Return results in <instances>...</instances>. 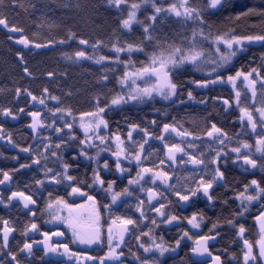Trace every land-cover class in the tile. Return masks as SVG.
I'll return each instance as SVG.
<instances>
[{
  "label": "snow or ice",
  "instance_id": "6c2138e0",
  "mask_svg": "<svg viewBox=\"0 0 264 264\" xmlns=\"http://www.w3.org/2000/svg\"><path fill=\"white\" fill-rule=\"evenodd\" d=\"M227 0H208V8L218 10L224 8ZM110 6L117 10H124L127 12L126 17L120 18L118 23L122 30H126L130 33L133 29L134 24H140L138 20V13L142 7L150 6L152 14L147 17L148 23L143 27V40L139 41H127L121 43L119 40L112 44V51L115 53L114 59L108 56H100L96 59V63H102L105 61L113 60L116 64H123L125 71L119 78V85L123 94L115 95L111 98L110 104L104 107L100 106V100L97 98L96 107L94 111L83 112L80 114L79 128L83 131V139H78L72 132L73 125L76 122V118L72 114L70 108L57 106L54 109H48L53 119L50 124H45L41 119V112L32 111L27 113L32 118V122L28 125L33 132L45 128H51L56 133H63L65 129L68 132L65 136L58 137V143L50 142L49 138H44L41 149H33L31 146L21 148L20 151L25 153L33 154L30 158L32 164L22 163L20 169L31 168L32 165H40L41 160L47 161L49 156L55 157L56 162L60 165L58 170L49 168L47 164H44L45 177L50 180L53 184L68 183L71 187L72 196H79L85 199L86 203L76 204L68 203L63 197H58L55 200H49L46 203V209L51 218V222H59L65 224L71 231L72 242L91 247L93 245H104L107 246V251L104 255L93 256L87 254L86 251H72L67 243H51L52 236H63L64 233L60 231L56 232H43L41 235L44 237L42 241L33 240L31 243L24 242L23 246L19 249L20 252L26 253L27 256L33 255V245L42 244L43 252L45 257H50L45 264H63V262L56 259L57 257L66 256L68 259L73 260L74 264H124L125 255L123 246L125 245V236L130 231V226L137 227L138 223L136 219L128 217L126 215H115L111 217V223L107 227L106 233L102 225L101 208L107 210L110 214L113 211V206H117L119 201L126 202L127 198L134 195V192L139 190L146 193L148 209L158 214L161 219V223L171 225L174 221H179L181 217L177 215H166L165 203L161 202L159 198L163 196V193L156 190V187L145 188L141 181L148 177L152 185H156L157 181H160L161 185L166 186L165 191H171L178 199L177 202L187 203L194 197L202 196L206 198L208 202H212L215 199L214 196V185H217V181H223L225 172L221 170L222 166H226L229 159V153L225 152L224 146L226 141L231 142V137L224 129L217 127L215 123L210 125V128L204 133L210 141L218 143L220 147L214 149L211 156L208 158V163L211 164V171H205L203 168L201 171L203 175H200L197 180L193 182L194 186L188 188L177 187L179 178L175 183H170L173 180V176L166 170L163 165L167 161L169 166L176 164L179 159L184 164H191L193 166H205L206 159L203 152L198 154H189L186 151L184 144L187 143L189 149L195 148L196 145L193 142H188L187 138L191 137L193 141L201 140V136L195 135L193 132L184 129L182 126L176 123H164L162 125V132L156 136L155 139L164 142L163 148L164 159H160L159 166L145 167L143 166L145 156V144H148L149 140L152 139V135L148 132L147 128H140L139 124L132 123L129 125V131L127 133V143L121 138L119 134L113 133L111 136L101 135L102 129L108 128V121L104 118L106 109H111L112 106H120L122 104H128L135 102L137 104L144 103L153 100L155 97H160L166 101H175L174 97L178 98L181 95V84L173 80V73L178 71L183 66L187 65L197 70H200L202 66L210 67V71L207 72L204 78L193 81L199 88H209L217 84L228 83L233 89L236 88V82L242 81L246 86V91L250 92L251 104L253 107L241 106V92L236 91L234 101L240 110V121L242 122L241 132L237 136L245 135L244 129L247 128L252 134H256L254 144H250L244 140H237V146L230 149L231 153L236 155L237 160L242 161V166H250L252 169L257 168L258 161L253 158V148L255 153H259L261 159L264 160V103L259 107H255L256 96H257V84L259 83L260 88L264 89V76H261L260 72L256 68H251L249 71L238 70L235 71L234 75H225L227 72H231L232 69L229 65L233 59L239 55H243L247 46L252 44H261L264 46V34H249V35H237L235 30H230L226 33L217 32L215 35L212 34L211 30L205 33L204 28H211L207 25L204 14L201 9L190 3V0H179V3H170L166 8L158 6L155 0H140L139 3L132 2L129 0H108ZM33 7L35 5H32ZM164 13L165 15L174 14L176 18H181L184 22L195 21L200 25L198 30H194L190 38H186L181 41L180 44L160 42L152 35L154 24L159 14ZM259 16L264 18V8L248 7L244 11H240L235 19L237 21L245 17ZM0 25L8 28L6 18H0ZM10 32L23 33V29L12 27L9 29ZM75 34L70 33L69 39ZM11 39V37H9ZM16 43L23 45L28 48L33 44L28 36L22 35ZM52 43V42H49ZM60 44L66 43L65 40L58 41ZM81 45H87L88 41L81 39L79 41ZM102 41H97L93 48L102 46ZM153 45L152 51L147 53L145 51L146 45ZM204 44L208 45L211 52L208 51ZM44 44H35V48L45 47ZM223 49V50H222ZM126 56V59H121V55ZM134 54H144L147 56V62H142L139 67H136V62L132 60ZM20 60H24L22 53H17ZM76 59L88 58L85 51H77L74 54ZM131 68V70H128ZM23 71L28 75H31L28 67H24ZM49 76L52 73L48 74ZM103 80H108V75L105 74L102 77ZM21 89H16V95L19 97ZM48 90L45 88L44 93ZM31 97L32 101H38L40 105L46 104L44 96L37 97L32 95L31 92L26 93ZM264 95V92L261 93ZM188 100H194L192 92H187ZM49 99L57 101L59 104V97L49 96ZM181 103L183 101L181 100ZM225 105H229V100H224ZM19 112L23 113L24 109H18ZM0 114L5 117H11L13 120L17 119V116L13 113L11 108L0 109ZM59 114V115H57ZM65 116L71 117L72 120L69 122L65 119ZM60 119L63 121V127H55L56 120ZM152 125H156V121H151ZM140 129L145 139L143 142L134 141L132 137L133 131ZM259 129V133L257 132ZM4 132L3 126L0 125V134ZM165 133H174L177 137L181 138L179 143H167L165 141ZM67 137V138H65ZM0 138H4L0 135ZM7 140L9 143H13L11 134H8ZM109 145H114L112 150L109 149ZM15 146V145H14ZM95 149L94 154H90L89 150ZM68 151L70 160H64L63 152ZM110 151V159L114 157L113 164L117 175L116 179H112L106 183L100 175L101 171H109L110 165L109 160L104 159L101 162V154ZM150 156L151 153H148ZM186 158V159H185ZM15 159H19L16 157ZM81 160L86 162L95 163L96 167L92 169V183L88 185L94 191L99 190L107 196H110V203L100 204L97 197L89 195L83 191L79 186H72L73 183H77L76 177L69 174V169L75 164L79 167ZM235 162V161H233ZM135 165L137 168L136 175L134 178L128 179V186L122 188L120 191L115 190L117 179L125 176V174H131L130 165ZM129 165V166H125ZM264 168V164L260 165ZM19 169H13L18 171ZM247 170V169H246ZM173 171H175L173 169ZM2 179H0V185L5 182H10L12 176L8 171H2ZM205 176L208 178L205 179ZM37 185L43 186L45 184L44 179L36 180ZM136 185L137 188H132ZM95 186V187H94ZM219 186H223L222 184ZM252 188L254 194H249L248 189ZM51 197V193H49ZM264 197V186L256 179H252L250 184L244 186V190L239 192L235 199L239 201V209L235 213L232 219H228L227 223L237 228V235L243 238L246 231L244 225L239 223L238 218L242 217L244 213L249 211V206L253 201L260 200ZM138 203L134 205L136 211L139 213L141 220H147L149 217L145 213L144 204L145 201L137 197ZM156 200L159 206L153 205L152 201ZM18 201L22 203L23 208L28 209V212L32 217L37 215V211L33 210V206L37 205V201L33 199V196L26 194L25 191H10V195L6 198L0 194V204H3L5 208L12 207V202ZM38 210V209H37ZM63 213V214H62ZM187 223L192 228H199L200 223L197 219V214L193 213L191 218H185ZM254 219L259 222L260 226V238L254 243L247 239H243L244 252H243V264H264V207L261 208L259 215L255 216ZM151 224L155 227H160L157 223V219H151ZM4 227L0 230L2 235V243H0V253L4 256H10L11 260L7 264H21V261L17 259V254L11 250L3 252L4 249L9 248V237L10 234L16 231L14 227H9L8 220H3ZM217 224H213L212 228L215 229ZM38 231V225L33 222L25 227L23 235L27 236L29 232ZM151 229L148 232H142L140 236H136L137 240H140L141 236H147L150 243H140L138 247L143 249L145 254H151L146 258H141L140 255L133 253L135 260L138 264H160V258L164 257L166 253L175 252L180 247L181 240L189 236L188 232H184L183 235L175 241L174 246L167 245L163 239L157 242L156 238L151 235ZM215 239L213 235H201L195 241V247L191 249L192 253L197 256H204L207 254L212 259V264H223L221 256L215 255L209 251L208 242ZM255 249V251H254ZM43 259V257H41ZM0 264H5V261L0 260Z\"/></svg>",
  "mask_w": 264,
  "mask_h": 264
},
{
  "label": "flooded vegetation",
  "instance_id": "af4514ba",
  "mask_svg": "<svg viewBox=\"0 0 264 264\" xmlns=\"http://www.w3.org/2000/svg\"><path fill=\"white\" fill-rule=\"evenodd\" d=\"M232 1L233 0H227L225 6ZM233 29H227L223 32L226 33ZM234 30L235 33L239 35V31L236 29ZM254 52L264 53V46L261 44H252L247 46L243 55L238 54V56L233 59L232 63L229 65L232 71L225 73V75H234L235 71L238 70L249 71L251 68H256L260 72L261 76H264V54L260 56V58L263 59L259 60L257 57L255 58ZM80 60H83L82 62L84 63H91L94 67L101 64L91 61L88 58H85V60L82 58ZM210 70V67L206 65L202 66L200 70L195 69L196 76L186 83L188 90L186 91V88L182 87L181 89H185V93H182L183 91H181V95L178 98L174 97L173 100L175 103H173V101H158L153 99L148 101V110H145L144 114L139 117L138 114L141 110L135 102L122 104L120 106H112L111 109H106L104 118L108 121L109 126L107 129L101 130V135L111 136L113 133H116L119 134L127 143V133L130 130L129 125L132 123L139 124L140 128H147L148 132L152 135L153 138L149 140L148 144H145V156L147 157L143 163V166L145 167H153L154 165L159 166L160 159L165 158V149L163 148L164 142L155 139L156 136L161 134L162 125L164 123H176L184 129L193 132L195 135L202 137L201 140L195 141H193L191 137L187 138V141L195 143L196 147L189 149L187 147V143L184 144V147L189 154L195 155L199 152H203L205 154L207 167L182 163L179 159V156L182 154H178L176 164L169 166L166 161L163 165L164 170L168 171L170 175L173 176V180L170 181V183H175L177 178H179L177 187L180 188L194 186L193 182L197 180L200 175H203V172L201 171L202 168L205 171H211L212 166L208 163V158L211 156L214 149L220 147L218 143L210 141V139L204 135L212 123H215L217 127L224 129V131L228 133L229 137L232 138L231 142L226 141V145L223 149L225 152L229 153V159L227 165L221 167V170L225 172V176L223 181H217V185H214L215 199L212 202H208L206 198L199 196L194 197L187 203H178V198L170 190L165 191L166 186L161 185L160 181H157L156 185H152L147 176L144 181H141L145 188L156 187L157 191L163 193V196L159 198V200L166 205L163 211H165L166 215H177L181 217L179 221H174L171 225L161 223V219L158 217V214L148 209L146 193L139 190L135 191L132 197L127 198L126 202H123L122 199V201L118 202L117 206H113L111 214L107 210L101 208L102 225L105 233L107 227L111 223L110 215L112 218H114L115 215H126L137 220L138 226L134 228L133 226H130V231L125 236V245L123 246L125 255L122 258L124 259V264H138L133 256V253L140 255L142 259L151 255L145 254L143 249L138 247L140 243H150L151 241L149 238L147 236H141L140 240L136 239V236H140L142 232H148L149 229L152 230L151 235L156 238L157 242H160V239L162 238L163 241L170 246H174L175 241L179 239L184 232L189 233L188 237L181 240L180 247L176 249L175 252L166 253L164 257L160 258V264H212V259L207 254L201 257L203 260L202 262L192 259L191 249L195 247V241L201 235L215 236L214 240L208 242L209 251L213 256H221L223 264H243V239H247L254 243L260 238V228L254 217L259 215L261 208L264 207V197L260 200L253 201L249 206V211L244 213L242 217L238 218L239 223H242L246 229L243 238L237 235L238 229L229 225L227 220H225L224 223H221L209 218V215L214 213L215 210H217V207L226 208L231 202L232 210L230 211L228 218L232 219L239 209V201H237L235 197L239 192L244 190V186L246 184H250L252 179H256L261 183V186H264V168L260 166L261 164H264V160L261 159L260 154L255 153V149L253 148V158L257 159L258 166L257 168L252 169L250 166H242V161L237 160L236 155L230 152L232 147L237 146L238 139L247 141L250 144H254L255 142L256 134H252L247 128L244 129L246 133L245 135L237 136V134L241 132L243 125L239 119V107L236 106L234 101L235 92H241V106L249 107L251 109L253 105L251 104L250 92L246 91L245 84L239 80L236 82L235 89H233L228 83L217 84L215 86H210L209 88L197 87L193 81L204 78ZM45 79L47 81L55 82L53 76H47ZM101 80L103 79L101 78L100 81ZM173 80L175 81L174 78ZM52 86L55 89H58L56 86ZM188 91L192 92L193 97H195L194 100H188ZM262 92H264V89H261L258 83L255 107H259L262 103H264V95L261 94ZM31 93L34 95L33 92ZM40 93L42 94L35 96H44L46 99L45 105H40L38 101H36V104L33 106L31 97L26 94L27 100L20 103L15 109L14 114L17 116V119L13 120L10 117H5V123L1 124L4 132L0 135L4 138H0V170L8 171L12 176V180L0 185V194L6 198L10 195V191H25L26 194L32 195L33 199L37 201V205L33 206V210L37 211V215L35 217H32L28 212V209L23 208L22 203L18 201H13L12 207L9 208H5L3 204H0V230L4 227L2 223L3 220H8V226L16 229V231L10 234L9 248L4 249L3 252L11 250L16 253L17 259L21 261V264H45L50 257L44 256L42 244L37 243L33 245L32 256H27L26 253L20 252L19 249L26 241L29 243L33 240L42 241L44 237L41 233L43 232L52 233L60 231L63 232L64 235L60 237L52 236L50 241L51 243H67L69 248L74 252L86 251L87 254L93 256L104 255L107 251L106 244L87 247L73 243L71 231L65 224H61L58 221L51 222V218L46 209V203L49 200H55L58 197H63V199L68 201L70 204L86 203L84 198L70 195L71 187L68 186L67 182L57 185L46 179L44 164L46 163L47 166L52 168L54 171L58 170L60 165L56 162V158L49 156L47 161L42 159L40 165H32L31 168L20 169V164L22 163L32 164V159L30 157L33 155L20 151L21 148L31 146L34 150L38 148L42 150V142L44 141V138H49L52 143H58V137L65 136V133L68 132V129H65L63 133H56L51 128H45L37 132H33L28 126L31 124L32 118L28 116L27 113L39 111L42 114L41 119L45 122V124H50L53 117L51 113H49L48 109H54L57 106L64 107L66 109L70 108L73 116L76 118L72 132L78 139H83V131L79 128L80 114L83 112L94 111L96 101H92L91 105L88 106L86 104H78L77 102L72 101L67 102V100H64L63 95L54 94L52 90H48L47 93H44L43 89ZM115 95H112V97ZM49 96L59 97V104H57V101L49 99ZM67 97H71V95L69 94ZM112 97L110 95L106 103L101 106L104 107L109 105ZM181 100L183 103H181ZM224 100H229V105H225L223 103ZM154 101L160 102L163 109L153 110ZM20 108L24 109L23 113L18 111ZM185 116H190V118ZM65 119L69 122L72 120L71 117L67 116H65ZM152 120L156 121V125L151 124ZM55 127H63V121L57 119ZM257 132L259 133V129H257ZM8 134H11L13 143L8 142ZM164 136L165 141L169 144L174 142L179 143L181 141V138L177 137L174 133H165ZM132 137L134 141L140 142H143L145 139L143 134L140 132V129L133 131ZM113 148L114 145H109L110 150ZM89 152L90 154H94L95 149H90ZM148 153H151V155L149 156ZM16 157H19V159H15ZM109 157L110 151L102 153L100 157L101 162H103L104 159L109 160L110 170L107 172L101 171L100 173L106 183L112 179H116L118 175L113 164L114 157L111 159ZM63 158L64 160H70L68 151L63 152ZM95 167V163L83 160H81L79 167L74 164L73 167L69 169V174L76 177L77 183H73L72 186H79L89 195L96 196L100 204L110 203V196L105 195L98 189L94 191L92 188L88 187V185L92 183V169ZM130 167V175L126 173L124 177L117 179L115 186L116 191H120L122 188L127 187L128 179L135 177L137 168L134 164L130 165ZM13 169L19 170L13 171ZM173 169L175 171H173ZM231 177L235 180L243 179V182L238 188H229L231 185L229 178ZM2 178V172H0V179ZM207 178L208 177L205 176V179ZM39 179L45 180V184L43 186L35 183V181ZM221 184L223 186H219ZM132 188H137V186L133 185ZM248 192L249 194H254L251 187L248 189ZM49 193H51V197L49 196ZM137 197L145 201L144 209L146 215L149 217L147 220H141L139 218V213L134 207V205L138 203ZM152 203L157 207L159 206L156 200H153ZM193 213L197 214V219L200 223V227L198 229L192 228V226L189 225L185 219L191 218ZM151 219H157V223L160 227L157 228L153 226L150 222ZM33 222L38 225V231L29 232L27 236H24L22 233L25 227ZM213 224H217L215 229L212 228ZM0 243H2V235H0ZM41 257H43V259H41ZM56 259L63 262V264H74L73 260L68 259L66 256L57 257ZM0 260L5 261V264H7V262L11 260V257H6L3 253H0Z\"/></svg>",
  "mask_w": 264,
  "mask_h": 264
},
{
  "label": "trees",
  "instance_id": "16d2710c",
  "mask_svg": "<svg viewBox=\"0 0 264 264\" xmlns=\"http://www.w3.org/2000/svg\"><path fill=\"white\" fill-rule=\"evenodd\" d=\"M132 2L139 3L140 0H129V3ZM155 2L158 6L166 8L170 3H179V0ZM190 3L202 10L207 25L211 26L210 29L204 28L205 33L211 30L215 35L217 32L224 33L223 31L234 28L239 31V35L264 34V18L250 16L239 21L235 19L240 11L248 7L264 8V0H233L223 9L216 11L208 8L207 0H190ZM151 14L150 6L142 7L138 13V20L141 23L134 24L132 31L128 33L122 30L118 23L120 18L126 17L127 12L110 6L108 0H0V18H6L9 27L23 29V35L28 36L34 45L49 42L53 45L52 49L39 52L29 49L26 52L0 30V109L11 108L14 113L17 106L27 100V92L41 95L40 92L45 88L52 90L54 94L63 95L67 102L90 106L92 101L99 98L100 106L105 104L110 95L112 97L122 93L118 81L123 70L117 68L113 60L94 67L91 63L76 59L75 52L85 51L88 57H92L89 60L95 62L100 56L113 58L109 55L108 49L117 40L121 43L143 40V27L148 23L147 17ZM199 27L195 21L184 22L174 14L161 13L154 24L152 35L160 42L180 44L181 41L190 38L192 32ZM70 33L75 34L71 39ZM81 39L87 40L88 44L81 45L79 43ZM60 40H65L66 43H58ZM97 41H102V46L93 48L92 45ZM203 47L211 52L207 44ZM152 48L153 45L148 44L145 51L150 53ZM18 52L23 54V61L17 55ZM262 54L264 53L254 52L255 58L259 60L263 59L260 58ZM135 56L137 59L132 60L137 63L136 67L142 62H147L146 55ZM25 66L31 75L23 71ZM49 73H52L55 82L45 79ZM105 74L108 75V80L100 81ZM195 76V68L187 65L173 73L175 81L186 88V91L188 90L186 83ZM17 88L21 89L19 97L16 95ZM181 91L185 93V89ZM69 94L71 97H67ZM148 105L140 107L138 117L148 110ZM162 107L160 102L154 101L153 110H162ZM4 123L5 116L0 114V125ZM229 182L231 184L229 188L234 189L241 185L243 179L235 180L231 177ZM216 209L209 218L224 223L229 219L232 203L230 202L226 208Z\"/></svg>",
  "mask_w": 264,
  "mask_h": 264
},
{
  "label": "water",
  "instance_id": "95a60500",
  "mask_svg": "<svg viewBox=\"0 0 264 264\" xmlns=\"http://www.w3.org/2000/svg\"><path fill=\"white\" fill-rule=\"evenodd\" d=\"M211 11H216V10H213V9H210ZM12 28V27H8V28H5L3 25H0V30H2L3 32H5L8 36H10L13 40L12 42L14 44H16L17 46H19L20 48L24 49L26 52L29 50V49H32L34 50L35 52H39V51H42V50H47V49H52L53 48V45L51 43H48V44H44L46 45L45 47H42V48H35L34 47V44L33 45H30L28 48H25L23 45H20L18 43H16V41L18 39L21 38V36L23 35V33H20V32H10L9 29ZM253 45H259V44H253ZM51 77V76H49ZM36 104V101H33L32 102V105L34 106ZM11 118V117H10ZM12 119V118H11ZM32 130V129H31ZM257 225L259 226V222H257ZM260 228V226H259ZM191 256H192V259L195 260V261H198V262H202L203 260L201 259V257L203 256H197L195 255L194 253H191Z\"/></svg>",
  "mask_w": 264,
  "mask_h": 264
},
{
  "label": "rangeland",
  "instance_id": "374dc122",
  "mask_svg": "<svg viewBox=\"0 0 264 264\" xmlns=\"http://www.w3.org/2000/svg\"><path fill=\"white\" fill-rule=\"evenodd\" d=\"M108 53H109V55L110 56H113V59H114V57H115V53L112 51V47L111 48H109L108 49ZM136 54H134L133 56H132V59H137V57L135 56ZM127 57L126 56H124L123 54L121 55V59H126ZM103 63V62H102ZM102 63H101V65H102ZM105 63H106V61H105ZM115 64V66L117 67V68H121L122 70H123V72L125 71V68H124V65L123 64H116V63H114ZM137 64V63H136ZM128 70H131V68H129ZM123 75V74H122ZM120 88H121V86H119ZM121 94H123V93H121ZM154 99H156V100H158V101H165V100H163L162 98H160V97H155ZM145 104H148V102H144V103H139V104H137L138 105V108L139 107H142V106H144Z\"/></svg>",
  "mask_w": 264,
  "mask_h": 264
}]
</instances>
